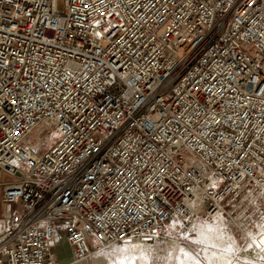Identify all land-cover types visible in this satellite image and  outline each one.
<instances>
[{"label":"built area","instance_id":"2783aa9c","mask_svg":"<svg viewBox=\"0 0 264 264\" xmlns=\"http://www.w3.org/2000/svg\"><path fill=\"white\" fill-rule=\"evenodd\" d=\"M58 1L0 0V264L247 210L264 257V0Z\"/></svg>","mask_w":264,"mask_h":264},{"label":"rangeland","instance_id":"374dc122","mask_svg":"<svg viewBox=\"0 0 264 264\" xmlns=\"http://www.w3.org/2000/svg\"><path fill=\"white\" fill-rule=\"evenodd\" d=\"M58 7L62 9L64 7V1L59 0L58 1ZM7 177H5L6 179ZM0 195H1V190H0ZM250 214V210L245 211V215L241 216L240 214L233 215V217H223L222 220L225 222H221L220 229L219 231L222 232L224 235V241L221 247V251H224L229 254V259L230 262L228 264H264L263 260H258L257 258L259 256H251L247 244H248V239H246V235L244 234V224L249 220L248 215ZM212 220V219H211ZM209 220V221H211ZM205 223L206 221H199ZM198 222V223H199ZM196 223L195 225L197 226ZM194 225V226H195ZM249 232H254V231H249ZM175 238H178V242L184 246L187 247L194 256L200 258L204 264H212L209 262L206 257H204L201 254L202 248L209 246L211 248H214V245L206 243V241L197 239V238H192L189 237L188 234H185L184 232L180 233H173L170 235L168 238H164L162 241L157 242L156 244H152L151 248L146 251V264H178V249L177 245L174 244ZM232 243L233 248H228L227 245L229 243ZM136 243V242H133ZM174 244V245H173ZM176 245V246H175ZM126 243H122L120 245H112L109 248H107L104 251H101L92 256L91 259L89 260H82L79 261V264H114L117 261V257L119 255L126 256L127 255V250ZM175 248V249H174ZM242 248L249 252L250 258H256L254 259L255 262L249 261L248 259H245L241 253ZM65 249H63L64 251ZM67 250V249H66ZM65 250V251H66ZM129 251L131 250L128 249ZM136 250V249H135ZM174 250V252H172ZM62 252L59 254V257H63L69 252ZM138 253V250H136ZM69 262V259H68Z\"/></svg>","mask_w":264,"mask_h":264},{"label":"bare ground","instance_id":"6f19581e","mask_svg":"<svg viewBox=\"0 0 264 264\" xmlns=\"http://www.w3.org/2000/svg\"><path fill=\"white\" fill-rule=\"evenodd\" d=\"M222 218L223 217L220 214H218V215L214 216L211 221H208L205 223L199 222L197 224V226L195 225V226L191 227L189 230L184 232L185 234H188L189 237L197 238V239L206 241V243L214 245V248L206 246V247L202 248V250L200 251L201 254L204 257H206V259L209 262H211L212 264H228L230 262L229 254L224 252V251H221V248H219L222 246V244H224L223 243V241H224L223 236L224 235L222 234L221 231L218 230L221 228L220 227L221 223L219 221L225 223L222 220ZM256 227L259 228L260 224L256 223ZM249 231H253V229L246 228L244 230V234L246 235V239H248V244H247L248 250H249L251 256L255 257L257 255V256H259L258 260H263V262H264V257L261 255H258L254 252V250H255L254 249V237H255L254 235L256 234V231H254V232H249ZM174 242H175L174 244L177 245V246L176 245L175 246L178 249V251H177L178 252V256H177L178 264H204L203 261L200 258L194 256L192 254V252L187 247L182 246L178 242V238H175ZM122 243H126V245H128V247L125 246L126 250H127V255L123 256V257H122V255H119L116 258L117 261L114 264H146V261H147L146 251L151 248L152 244L143 243V242L133 243V241H131V240H125V241H120L115 245H120ZM109 247L110 246L102 247L99 249V252L104 251ZM227 247L233 248L232 243L230 242L227 245ZM64 248L65 247L58 249L59 254L63 251ZM131 248H132V250H131ZM128 249H130L131 251H129ZM135 249L138 250V253ZM66 251L69 252L68 249ZM172 252H174V250ZM68 254L69 253H67V255ZM257 256H256V258H257ZM75 263H77V262L70 263L67 260V262L65 264H75ZM251 264H255V263H251Z\"/></svg>","mask_w":264,"mask_h":264},{"label":"crops","instance_id":"0c3cea01","mask_svg":"<svg viewBox=\"0 0 264 264\" xmlns=\"http://www.w3.org/2000/svg\"><path fill=\"white\" fill-rule=\"evenodd\" d=\"M5 177H6L5 173L0 169V181L5 180ZM0 190H1V195H0V230H1L3 228L5 222H6V219L8 218V216L12 210L13 205L8 204V203L3 201V199H2L3 190L1 187H0ZM64 249L66 250V248H64ZM64 251H62V252H64ZM68 257L69 256L67 254L64 255L63 257L57 256V260L60 262V264H65L68 260ZM75 264H79V262H77Z\"/></svg>","mask_w":264,"mask_h":264}]
</instances>
